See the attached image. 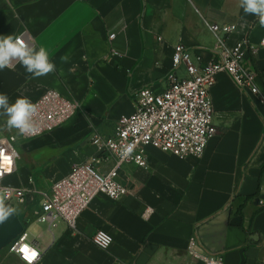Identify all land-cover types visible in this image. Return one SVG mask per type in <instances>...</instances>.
<instances>
[{
  "label": "crops",
  "instance_id": "1",
  "mask_svg": "<svg viewBox=\"0 0 264 264\" xmlns=\"http://www.w3.org/2000/svg\"><path fill=\"white\" fill-rule=\"evenodd\" d=\"M205 21L236 26L226 43L247 41L245 64L264 94V27L244 13L239 0H0V36L27 31L56 65L54 72L32 78L13 61L0 70V94L10 103L18 97L34 102L54 89L80 103L53 131L19 140L11 176L27 194L24 204L12 207L40 251L36 264H202L188 250L194 233L224 264H264V120L259 104L226 73L210 89L216 133L201 157L147 147L146 167L124 163L119 169L128 193L119 200L97 195L75 229L64 222L49 227L35 214L39 193L94 155L90 135H111L133 113L139 88L166 89L176 44L193 61L197 55L212 58L215 39ZM110 47L119 54L106 60ZM65 55L69 59L62 62ZM5 122L0 116V137L12 131ZM111 165L104 160L100 167L107 171ZM97 229L112 234L108 249L93 243ZM0 264L25 263L7 245Z\"/></svg>",
  "mask_w": 264,
  "mask_h": 264
},
{
  "label": "built area",
  "instance_id": "2",
  "mask_svg": "<svg viewBox=\"0 0 264 264\" xmlns=\"http://www.w3.org/2000/svg\"><path fill=\"white\" fill-rule=\"evenodd\" d=\"M205 23L215 39L212 58L204 61L197 55L193 61L189 50L181 43L176 44L166 89L154 92L149 87L139 88L134 93L133 113L121 118L111 135H104L100 131L90 135L89 142L95 148L94 155L88 161L74 165L67 175L54 181L48 190L39 193L40 208L35 211L38 221L49 227L64 222L75 229L79 216L97 195L112 200L123 198L128 188L118 180L119 169L124 163L146 167L147 147L181 158L201 157L209 139L216 133L210 89L219 73L229 75L245 96L259 104V113L264 120V94L256 83V72L245 64L247 41L243 39L229 47L226 38L235 31L236 26ZM17 36H22L34 46V40L27 31ZM114 38L115 34L108 36L109 41ZM261 43L264 44V37ZM251 50L256 51V48L252 47ZM118 54V50L110 47L104 59L109 60ZM179 68L183 69V74H178ZM33 103L37 106L34 119L39 128L38 134L22 136L14 129V133L0 137V189L6 190L0 194L6 197L5 204L11 207L24 204L27 194L23 187L5 181L16 171L19 152L15 143L53 131L71 119L80 108L78 101L54 89L45 91ZM128 144L134 145V151L129 157L121 158L120 152ZM104 160L112 162L107 171L100 167ZM92 241L97 247L108 249L113 236L104 229H97ZM9 250L25 264H36L40 257V251L30 241L26 231L9 244ZM188 250L202 264H224L220 253L203 249L196 233L189 239ZM33 252L37 255L30 259Z\"/></svg>",
  "mask_w": 264,
  "mask_h": 264
},
{
  "label": "clouds",
  "instance_id": "3",
  "mask_svg": "<svg viewBox=\"0 0 264 264\" xmlns=\"http://www.w3.org/2000/svg\"><path fill=\"white\" fill-rule=\"evenodd\" d=\"M239 6L243 8L245 14L257 16L260 26L264 27V0H239ZM68 59L67 55L61 57L62 62H67ZM13 61H18L32 78L46 76L56 70L55 63L50 60L49 53L44 47L37 49L27 43L22 36H0V70L11 68ZM36 112L37 106L29 98L18 97L14 103H10L7 94H0V116L6 117L8 129L17 130L22 136L38 134L39 128L34 119ZM133 151L134 145H125L120 156L127 158ZM4 191L6 190L0 189V193ZM5 199L6 197L0 194V223L16 212L15 208L5 204Z\"/></svg>",
  "mask_w": 264,
  "mask_h": 264
},
{
  "label": "water",
  "instance_id": "4",
  "mask_svg": "<svg viewBox=\"0 0 264 264\" xmlns=\"http://www.w3.org/2000/svg\"><path fill=\"white\" fill-rule=\"evenodd\" d=\"M263 197L264 195L260 196V198ZM256 201L258 202L259 199ZM22 232L23 224L15 213L0 223V250L9 245Z\"/></svg>",
  "mask_w": 264,
  "mask_h": 264
},
{
  "label": "rangeland",
  "instance_id": "5",
  "mask_svg": "<svg viewBox=\"0 0 264 264\" xmlns=\"http://www.w3.org/2000/svg\"><path fill=\"white\" fill-rule=\"evenodd\" d=\"M7 133H3V134H9L8 131H6ZM14 129H12L11 133H14ZM16 147H17V150L19 152L20 148L18 149L19 147V141H17V143H15ZM20 153V152H19ZM22 159V152H21V156H20V160ZM18 160V159H17ZM7 183H10L11 185H14V186H17V179H15V176H9L8 178H6L5 180Z\"/></svg>",
  "mask_w": 264,
  "mask_h": 264
},
{
  "label": "snow or ice",
  "instance_id": "6",
  "mask_svg": "<svg viewBox=\"0 0 264 264\" xmlns=\"http://www.w3.org/2000/svg\"><path fill=\"white\" fill-rule=\"evenodd\" d=\"M23 251L27 252L28 250H27V249H24ZM35 255H36V254L33 252V253H31V256H30L29 258H30V259H31V258H34Z\"/></svg>",
  "mask_w": 264,
  "mask_h": 264
}]
</instances>
